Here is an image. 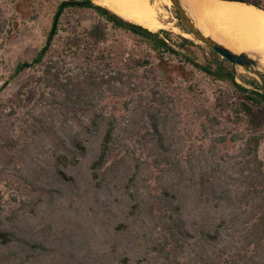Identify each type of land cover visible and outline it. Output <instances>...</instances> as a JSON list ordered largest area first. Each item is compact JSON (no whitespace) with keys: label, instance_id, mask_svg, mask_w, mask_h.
<instances>
[{"label":"trees","instance_id":"trees-1","mask_svg":"<svg viewBox=\"0 0 264 264\" xmlns=\"http://www.w3.org/2000/svg\"><path fill=\"white\" fill-rule=\"evenodd\" d=\"M227 1L264 9L261 0ZM67 6L94 10L161 57L181 55L166 30L153 32L93 0L62 2L48 43ZM10 32L0 19V41ZM66 44L84 58L77 71L66 68V54L51 56L44 89L23 115L15 105L6 112L0 99V264H264V132L241 126L264 107V94L237 82L232 68L213 71L185 55L243 96L231 106L235 128L219 127L221 110L201 123L207 143L193 135L188 143L156 91L144 106L140 93L141 107L128 115L106 112L104 86L135 96L141 64L105 80L87 58L90 41ZM48 49L20 62L9 79L41 64ZM9 79L0 74V94Z\"/></svg>","mask_w":264,"mask_h":264},{"label":"rangeland","instance_id":"rangeland-1","mask_svg":"<svg viewBox=\"0 0 264 264\" xmlns=\"http://www.w3.org/2000/svg\"><path fill=\"white\" fill-rule=\"evenodd\" d=\"M71 1L0 0V19L5 22L6 29H11V32L0 41V74L4 76V80L10 78L20 62L30 61L42 49L49 48L41 64L9 79L8 86L0 94L1 101L8 104L6 112H10V106L15 105L18 113L23 115L34 104L39 93L44 89L41 77L51 56L66 54V68H70L71 71L78 70L76 68H79V64L84 60L83 56L72 54V49L66 47L67 41L73 37H81L92 43L93 47L90 51L86 50L87 58L96 60L94 65L100 69L99 74L104 75L105 80H112L114 71L118 69H136V66L140 64L142 66L133 77L139 91L135 96L122 98L109 89V84L104 86L103 104H106L107 113L117 112L120 115H128L131 109L152 104L150 100L156 91L164 96L167 103L164 106L178 114L181 122L178 129L188 143H191V138H188L191 135L197 145L204 141L207 143L206 138L209 137L202 131L201 126L203 122H208V116L215 115L221 110L224 112L221 116L222 125L219 127L235 128L237 122L233 121L236 119H233L231 106L243 100V96L229 81L215 78L195 67L185 59V55L202 66L210 67L213 71H217L220 66L232 68L237 82L251 89L260 87L259 78L255 74L225 61V58L196 39L186 31L187 29H183L173 5L169 2L163 4L162 0H151V3L155 2L162 11L161 17H167L165 21L172 24L163 30L169 33V43L179 50L181 55L167 53L161 57L149 42L113 27L94 10L79 6L64 8L58 23V33L48 43L60 5L62 2ZM93 1L99 4V0ZM261 1L264 4V0ZM183 38H188L191 42L183 45ZM2 83L1 81L0 86ZM140 93L144 97L141 105L136 100ZM131 98L135 99L131 100ZM129 100L131 101L129 110L124 109L125 102ZM228 115L232 117L231 120L227 119ZM245 118L241 123L243 128H254L264 132V107L255 108L254 116ZM260 151L264 156V140ZM66 245L59 243L62 247Z\"/></svg>","mask_w":264,"mask_h":264},{"label":"bare ground","instance_id":"bare-ground-1","mask_svg":"<svg viewBox=\"0 0 264 264\" xmlns=\"http://www.w3.org/2000/svg\"><path fill=\"white\" fill-rule=\"evenodd\" d=\"M156 1V0H155ZM170 0H162L163 4ZM161 3V2H160ZM187 12L206 35L235 52H247L264 64V9L241 1L182 0ZM121 17L153 32L172 25L151 0H99Z\"/></svg>","mask_w":264,"mask_h":264},{"label":"water","instance_id":"water-1","mask_svg":"<svg viewBox=\"0 0 264 264\" xmlns=\"http://www.w3.org/2000/svg\"><path fill=\"white\" fill-rule=\"evenodd\" d=\"M175 12L178 15L179 23L187 29L196 39L204 42L209 48L217 52L223 58L228 60L232 65H239L244 69L255 74L260 81V87H255L257 91L264 94V64L261 59L254 57L247 52H235L224 44L216 41L213 37L206 35L184 7L182 0H170ZM64 5L61 7V9ZM55 19V22L57 21Z\"/></svg>","mask_w":264,"mask_h":264}]
</instances>
